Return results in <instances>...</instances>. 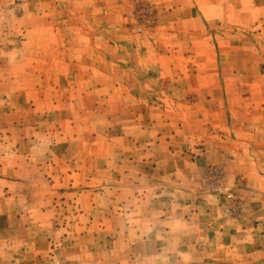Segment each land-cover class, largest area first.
Returning <instances> with one entry per match:
<instances>
[{
    "label": "rangeland",
    "instance_id": "rangeland-1",
    "mask_svg": "<svg viewBox=\"0 0 264 264\" xmlns=\"http://www.w3.org/2000/svg\"><path fill=\"white\" fill-rule=\"evenodd\" d=\"M158 27L151 0H0V264H150L161 251L130 247L127 235L126 179L114 169L129 152L126 97L142 96L167 115L171 98L210 96L181 85L187 65L214 80L221 96L264 107V0H223V23L208 29V46L174 41L170 62L179 67L168 76L143 61L164 53L154 42ZM112 64L134 68L132 87L105 83L96 70ZM213 167L222 192L203 185ZM198 183L227 215L241 213L243 178L227 185L222 168L209 165ZM225 192L239 199L237 215Z\"/></svg>",
    "mask_w": 264,
    "mask_h": 264
},
{
    "label": "crops",
    "instance_id": "crops-1",
    "mask_svg": "<svg viewBox=\"0 0 264 264\" xmlns=\"http://www.w3.org/2000/svg\"><path fill=\"white\" fill-rule=\"evenodd\" d=\"M151 1L159 14L154 42L165 48L162 54L149 52L143 61L153 65L149 68L161 67L167 76L176 74L179 66L170 62L179 50L174 41L207 45L208 29L223 23V0ZM133 69L129 73L112 64L95 70L107 77L110 87L127 89L135 82ZM190 69L181 67V85L209 89L210 96H193L192 101L182 97V102L171 98L175 108L167 115L157 106H144L142 96H124L121 107L130 114L123 139L129 152L114 169L122 167L126 179L130 247L161 249L148 257L150 264H264V114H258L264 107L256 98L247 103L241 96H221L214 80ZM121 71L124 78L118 76ZM125 101L135 104L128 107ZM209 165L222 168L227 185L237 176L244 179L237 217L227 215L215 196L199 192L198 179Z\"/></svg>",
    "mask_w": 264,
    "mask_h": 264
},
{
    "label": "built area",
    "instance_id": "built-area-1",
    "mask_svg": "<svg viewBox=\"0 0 264 264\" xmlns=\"http://www.w3.org/2000/svg\"><path fill=\"white\" fill-rule=\"evenodd\" d=\"M203 185L207 190L222 192L223 183L220 170L216 167L209 169L203 179ZM224 194L225 198L230 203L228 208L229 212L233 215H237L240 212L239 199L231 192H225Z\"/></svg>",
    "mask_w": 264,
    "mask_h": 264
}]
</instances>
